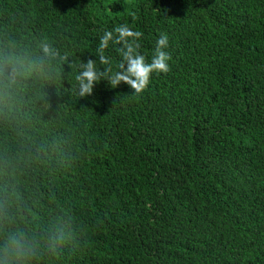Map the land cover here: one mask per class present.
<instances>
[{
    "label": "trees",
    "instance_id": "trees-1",
    "mask_svg": "<svg viewBox=\"0 0 264 264\" xmlns=\"http://www.w3.org/2000/svg\"><path fill=\"white\" fill-rule=\"evenodd\" d=\"M125 23L169 71L80 96ZM0 264H264V0H0Z\"/></svg>",
    "mask_w": 264,
    "mask_h": 264
},
{
    "label": "clouds",
    "instance_id": "clouds-1",
    "mask_svg": "<svg viewBox=\"0 0 264 264\" xmlns=\"http://www.w3.org/2000/svg\"><path fill=\"white\" fill-rule=\"evenodd\" d=\"M143 33L133 30L128 24H121L111 31H105L100 37L96 49L97 60L88 59L81 63V71L76 79L79 83L80 96H89L93 93L94 85L101 80H106L111 88H117L121 83L127 84L135 94L142 93L149 85L153 73H167L170 69L168 61L170 55L164 50L168 47V36L162 33L156 42L151 62L140 53L139 40ZM120 45L117 49L121 59L113 70L112 59L105 55L109 42ZM45 56L53 55L52 49L47 43L42 44ZM101 67H98L97 65ZM102 69V70H101ZM17 71L12 69L8 79L15 80Z\"/></svg>",
    "mask_w": 264,
    "mask_h": 264
}]
</instances>
